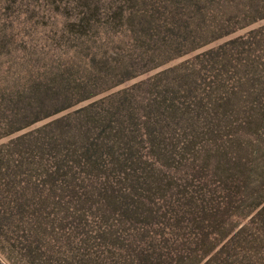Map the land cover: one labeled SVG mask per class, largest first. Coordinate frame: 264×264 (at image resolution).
I'll list each match as a JSON object with an SVG mask.
<instances>
[{
    "label": "rangeland",
    "instance_id": "374dc122",
    "mask_svg": "<svg viewBox=\"0 0 264 264\" xmlns=\"http://www.w3.org/2000/svg\"><path fill=\"white\" fill-rule=\"evenodd\" d=\"M88 95L0 138V264H194L248 221L264 0H0V136Z\"/></svg>",
    "mask_w": 264,
    "mask_h": 264
},
{
    "label": "trees",
    "instance_id": "16d2710c",
    "mask_svg": "<svg viewBox=\"0 0 264 264\" xmlns=\"http://www.w3.org/2000/svg\"><path fill=\"white\" fill-rule=\"evenodd\" d=\"M92 96L94 95L81 97L75 103L68 105L65 104L62 107L47 113L44 117H37L35 120L25 125L8 129L5 131L6 134L1 135L0 138L20 132L39 120L49 118L67 110ZM25 139L26 136L19 137L16 141L12 142V144H24ZM57 174L58 172H52L48 176L54 177ZM237 187L238 186L235 185V182H226V206L232 205L235 202V196L240 192L236 189ZM252 189L258 193V196L251 202L248 212L244 215L248 221L238 225L232 221V217H228L226 219V233L215 239L211 249L197 255V261L194 264H264V261L255 262L254 255L251 253L252 251H258L260 249L261 252H264V181L260 185L253 186ZM243 193L245 198L243 202L245 203L248 200L247 195L250 194L249 189H246L245 192H241L240 194L242 195ZM207 240L211 243L210 239ZM140 264H144V261L142 260Z\"/></svg>",
    "mask_w": 264,
    "mask_h": 264
}]
</instances>
